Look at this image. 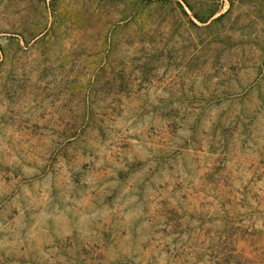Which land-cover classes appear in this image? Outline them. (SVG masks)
<instances>
[{"label":"rangeland","instance_id":"374dc122","mask_svg":"<svg viewBox=\"0 0 264 264\" xmlns=\"http://www.w3.org/2000/svg\"><path fill=\"white\" fill-rule=\"evenodd\" d=\"M0 264H264V0H0Z\"/></svg>","mask_w":264,"mask_h":264}]
</instances>
